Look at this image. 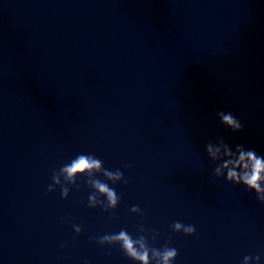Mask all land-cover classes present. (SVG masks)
Masks as SVG:
<instances>
[{
    "label": "water",
    "instance_id": "95a60500",
    "mask_svg": "<svg viewBox=\"0 0 264 264\" xmlns=\"http://www.w3.org/2000/svg\"><path fill=\"white\" fill-rule=\"evenodd\" d=\"M220 137L264 155V0H0V264H134L91 237L141 222L174 264H264V205L211 175ZM81 153L124 173L111 214L83 177L46 193Z\"/></svg>",
    "mask_w": 264,
    "mask_h": 264
},
{
    "label": "clouds",
    "instance_id": "9594fccd",
    "mask_svg": "<svg viewBox=\"0 0 264 264\" xmlns=\"http://www.w3.org/2000/svg\"><path fill=\"white\" fill-rule=\"evenodd\" d=\"M220 122L226 125L233 132L243 130L240 119L231 112L220 111L217 113ZM204 151L207 158L215 164L211 175L216 179L223 178L225 182L233 185H242L245 190L254 192L255 199L264 205V155H258L253 149H245L243 145H236L235 149L225 143L222 137L215 143L211 140L204 144ZM131 165H125L130 167ZM103 177V180L98 178ZM83 177V183L91 189L87 196V208L99 207L101 211L112 213L119 205L122 197L116 192L111 184L117 182L127 183L124 173L119 169L109 170L104 167L103 161L93 153L77 154L75 158L52 169L46 193L54 192L57 188L60 191V198L67 199L70 186L79 187L78 178ZM131 213L143 216L142 209L138 205H133L129 209ZM69 221V217L64 218ZM173 232H180L186 236L193 235L196 231L195 225L184 224L181 221H173L170 225ZM73 232L78 236L82 232V226L72 224ZM159 233L154 229H148L141 222L136 227V235L129 233L127 229L121 228L117 233L103 234L91 237L96 244L101 246H119V250L134 264H174L178 251L170 247L168 243L157 248L150 244L155 241ZM75 238V237H74ZM67 245L60 244L63 249ZM260 264L259 254L245 255L240 264ZM83 264H88L87 259Z\"/></svg>",
    "mask_w": 264,
    "mask_h": 264
}]
</instances>
